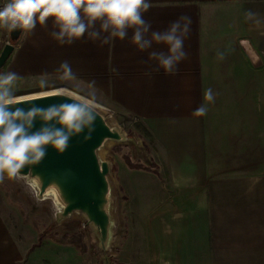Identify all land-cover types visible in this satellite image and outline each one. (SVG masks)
I'll return each mask as SVG.
<instances>
[{
	"label": "crops",
	"instance_id": "obj_1",
	"mask_svg": "<svg viewBox=\"0 0 264 264\" xmlns=\"http://www.w3.org/2000/svg\"><path fill=\"white\" fill-rule=\"evenodd\" d=\"M149 3V37L180 17L191 21L183 42L187 55L168 73L149 59L150 52L167 53L164 44L141 51L131 31L123 41L104 44L107 34L101 33L94 41L86 35L62 44L51 22L22 30L0 73H15L14 85L54 82L127 114L148 132L164 178H150L145 236L128 264H264V130L257 125L264 123L257 94L264 92V0ZM186 24L180 20L178 36ZM91 31H99V23ZM8 33L2 28L0 39ZM242 40L256 52L257 67ZM111 258L108 264H125ZM22 259L0 213V264Z\"/></svg>",
	"mask_w": 264,
	"mask_h": 264
},
{
	"label": "rangeland",
	"instance_id": "obj_2",
	"mask_svg": "<svg viewBox=\"0 0 264 264\" xmlns=\"http://www.w3.org/2000/svg\"><path fill=\"white\" fill-rule=\"evenodd\" d=\"M11 88L13 100L52 91L78 97L49 81L12 83ZM257 94L259 101H264V92L259 90ZM82 100L96 105L94 107L108 125L123 136V141H106L97 152L99 160L109 165L111 226L107 248L104 252L100 250L97 232L82 215L75 213L66 218L59 217L62 207L56 205L52 192L39 197L32 179L16 175L0 183V213L22 251L21 264H104L105 257L109 260L111 256L128 264L129 255L138 254V240L145 236L143 212L147 207V196L153 193L149 181L154 177L164 178L157 154L151 150V139L134 127L139 123L127 114ZM257 125L259 131L264 130V123L258 121ZM66 240L74 241L76 245L61 247L59 243Z\"/></svg>",
	"mask_w": 264,
	"mask_h": 264
},
{
	"label": "clouds",
	"instance_id": "obj_3",
	"mask_svg": "<svg viewBox=\"0 0 264 264\" xmlns=\"http://www.w3.org/2000/svg\"><path fill=\"white\" fill-rule=\"evenodd\" d=\"M150 7L149 0H8L0 7V27L32 31L38 24L46 26L51 22L57 29L53 38L62 44H72L86 35L94 41L101 33L107 34L102 41L104 44L123 41L131 31V42L141 51L153 43L168 47L167 53H149V59L157 60L160 68L168 73L174 63L187 55L183 42L191 21L180 17L167 30L151 32L149 37L151 23L144 15ZM182 19L188 24L178 36ZM97 23L99 31L90 32ZM15 79V73H0V183L15 177L26 164L39 162L48 146L62 152L71 135L81 131L91 120L87 109L75 104L27 111L11 107L14 96L11 85ZM208 99H212L211 90ZM198 111L204 113L205 109ZM36 120L43 123L33 130Z\"/></svg>",
	"mask_w": 264,
	"mask_h": 264
},
{
	"label": "water",
	"instance_id": "obj_4",
	"mask_svg": "<svg viewBox=\"0 0 264 264\" xmlns=\"http://www.w3.org/2000/svg\"><path fill=\"white\" fill-rule=\"evenodd\" d=\"M22 30L9 29V43L0 52V69L4 66L18 42ZM240 46L253 67L259 65L256 52L248 40H242ZM75 104L87 109L91 120L81 131L71 135L67 147L61 152L51 146L46 155L36 163L26 164L17 175L28 177L37 184L39 197L48 190H56V199L61 205L59 217L72 214L82 215L87 224L97 232L99 247L103 252L107 248L111 220L108 213L110 187L108 183L109 165L100 161L98 150L106 141H123L122 134L110 127L103 115L88 102L65 93L45 94L28 97L12 102L11 107L46 109L49 106ZM87 119V116L85 117ZM36 120L34 129L42 126ZM59 127V125H54ZM107 263V258L105 257Z\"/></svg>",
	"mask_w": 264,
	"mask_h": 264
},
{
	"label": "trees",
	"instance_id": "obj_5",
	"mask_svg": "<svg viewBox=\"0 0 264 264\" xmlns=\"http://www.w3.org/2000/svg\"><path fill=\"white\" fill-rule=\"evenodd\" d=\"M134 127H135L138 131L142 132L143 135H147V136H149V135H148V132L145 130V128H144L142 125H140V124H135ZM66 236H67V235H64V237H66ZM81 238H82V239L84 238L83 235L81 236ZM80 241H82V240H80ZM78 242H79V240H78ZM59 244H61V247H63V248H68L69 246H74V245H76V244L74 243V241H71V240L62 241V242L59 243ZM78 247H79V245L76 247V249H78ZM81 248H83V247H81ZM83 249H85V248H83ZM107 261H108V259H107Z\"/></svg>",
	"mask_w": 264,
	"mask_h": 264
},
{
	"label": "bare ground",
	"instance_id": "obj_6",
	"mask_svg": "<svg viewBox=\"0 0 264 264\" xmlns=\"http://www.w3.org/2000/svg\"><path fill=\"white\" fill-rule=\"evenodd\" d=\"M53 92V94H56V93H60V92H54V91H52ZM52 94V93H51ZM42 95H45V94H41V95H35V96H42ZM34 95L32 96V97H35ZM78 98V97H77ZM15 100H20V99H14L13 101H15ZM94 106H96V105H94ZM97 107V106H96ZM99 108V107H98ZM103 110V109H102ZM35 183V182H34ZM35 185L37 186V184L35 183ZM48 192H52L53 193V195H52V198L55 200V202H56V205L57 206H60L59 205V203L57 202V200H56V194L58 195V193H57V191L56 190H48L47 191V193L46 194H44V196L45 195H47L48 194ZM56 193V194H55ZM59 196V195H58Z\"/></svg>",
	"mask_w": 264,
	"mask_h": 264
},
{
	"label": "built area",
	"instance_id": "obj_7",
	"mask_svg": "<svg viewBox=\"0 0 264 264\" xmlns=\"http://www.w3.org/2000/svg\"><path fill=\"white\" fill-rule=\"evenodd\" d=\"M5 3H0V7H3ZM3 27H0V30L2 29ZM9 34V33H8ZM9 43V37L7 36V39H4V40H1L0 39V48H3L5 44Z\"/></svg>",
	"mask_w": 264,
	"mask_h": 264
}]
</instances>
